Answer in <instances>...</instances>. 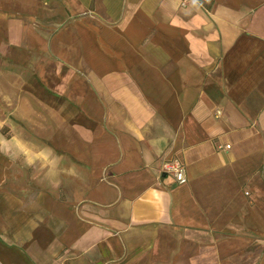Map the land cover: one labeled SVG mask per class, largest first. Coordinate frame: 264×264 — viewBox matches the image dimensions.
<instances>
[{"label":"crops","instance_id":"obj_1","mask_svg":"<svg viewBox=\"0 0 264 264\" xmlns=\"http://www.w3.org/2000/svg\"><path fill=\"white\" fill-rule=\"evenodd\" d=\"M0 60V264H264V0H0Z\"/></svg>","mask_w":264,"mask_h":264},{"label":"built area","instance_id":"obj_2","mask_svg":"<svg viewBox=\"0 0 264 264\" xmlns=\"http://www.w3.org/2000/svg\"><path fill=\"white\" fill-rule=\"evenodd\" d=\"M162 172L170 174L177 182L183 181L186 178L185 164L176 156L163 161Z\"/></svg>","mask_w":264,"mask_h":264},{"label":"rangeland","instance_id":"obj_3","mask_svg":"<svg viewBox=\"0 0 264 264\" xmlns=\"http://www.w3.org/2000/svg\"><path fill=\"white\" fill-rule=\"evenodd\" d=\"M0 65H2L3 67H7V66L9 67V65L3 60H0ZM2 128H4V126ZM4 133L8 134V128L4 129Z\"/></svg>","mask_w":264,"mask_h":264},{"label":"trees","instance_id":"obj_4","mask_svg":"<svg viewBox=\"0 0 264 264\" xmlns=\"http://www.w3.org/2000/svg\"><path fill=\"white\" fill-rule=\"evenodd\" d=\"M203 4L209 6L212 2V0H200Z\"/></svg>","mask_w":264,"mask_h":264},{"label":"water","instance_id":"obj_5","mask_svg":"<svg viewBox=\"0 0 264 264\" xmlns=\"http://www.w3.org/2000/svg\"><path fill=\"white\" fill-rule=\"evenodd\" d=\"M165 174V173H164Z\"/></svg>","mask_w":264,"mask_h":264}]
</instances>
